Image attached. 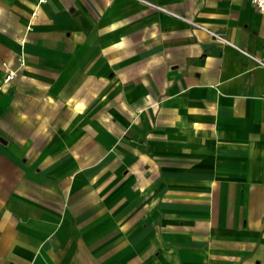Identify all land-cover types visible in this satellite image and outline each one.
Wrapping results in <instances>:
<instances>
[{
    "label": "crops",
    "instance_id": "crops-1",
    "mask_svg": "<svg viewBox=\"0 0 264 264\" xmlns=\"http://www.w3.org/2000/svg\"><path fill=\"white\" fill-rule=\"evenodd\" d=\"M151 1L0 0V264H264V11Z\"/></svg>",
    "mask_w": 264,
    "mask_h": 264
},
{
    "label": "built area",
    "instance_id": "built-area-1",
    "mask_svg": "<svg viewBox=\"0 0 264 264\" xmlns=\"http://www.w3.org/2000/svg\"><path fill=\"white\" fill-rule=\"evenodd\" d=\"M141 2L153 7V8H156L158 10H161V11H164L166 13H169V14H172L174 16H177V17H183L181 14L177 13L176 11H173L161 4H158L156 2H153L151 0H140ZM253 3L262 11H264V0H252ZM194 23L196 26L198 27H201V28H205L207 29L208 31H210L214 36H216L217 39L221 40L222 42H228V43H231V41L225 37L223 34L219 33V32H216L214 30H211L209 28H207L206 26L202 25V24H199L198 22H192ZM239 48V47H238ZM240 50H242L243 52H245L246 54L250 55V56H253L250 52H248L247 50H244L242 48H239ZM261 64L264 65V62L262 60H259ZM13 77V73L10 72L6 78H5V81H9L11 78Z\"/></svg>",
    "mask_w": 264,
    "mask_h": 264
},
{
    "label": "rangeland",
    "instance_id": "rangeland-1",
    "mask_svg": "<svg viewBox=\"0 0 264 264\" xmlns=\"http://www.w3.org/2000/svg\"><path fill=\"white\" fill-rule=\"evenodd\" d=\"M6 78V77H5ZM8 82V81H7Z\"/></svg>",
    "mask_w": 264,
    "mask_h": 264
}]
</instances>
